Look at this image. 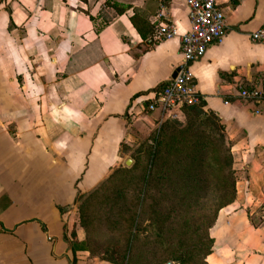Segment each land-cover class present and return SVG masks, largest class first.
Wrapping results in <instances>:
<instances>
[{
	"label": "crops",
	"instance_id": "crops-1",
	"mask_svg": "<svg viewBox=\"0 0 264 264\" xmlns=\"http://www.w3.org/2000/svg\"><path fill=\"white\" fill-rule=\"evenodd\" d=\"M222 5L221 40L190 66L237 175L205 261L264 264V220H251L264 206V99L240 95L264 90V43L249 37L264 0ZM161 6L177 29L167 40L155 38ZM188 28L185 0H0V264H115L95 244V218L81 223L80 198L156 124L146 105L182 63Z\"/></svg>",
	"mask_w": 264,
	"mask_h": 264
},
{
	"label": "trees",
	"instance_id": "trees-1",
	"mask_svg": "<svg viewBox=\"0 0 264 264\" xmlns=\"http://www.w3.org/2000/svg\"><path fill=\"white\" fill-rule=\"evenodd\" d=\"M203 105L201 101L184 106L185 122L166 119L152 137L153 145L143 141L146 164L138 173L133 198L139 207L148 199L146 223L139 226L136 208L124 244L110 246L111 255L104 253L115 264H207L213 245L209 229L219 210L233 202L237 175L224 125ZM136 168L135 164L128 169L135 173ZM118 171L123 169H115L93 192L117 181ZM82 206L80 219L85 224L94 216ZM251 220L253 224L264 220V206Z\"/></svg>",
	"mask_w": 264,
	"mask_h": 264
},
{
	"label": "built area",
	"instance_id": "built-area-1",
	"mask_svg": "<svg viewBox=\"0 0 264 264\" xmlns=\"http://www.w3.org/2000/svg\"><path fill=\"white\" fill-rule=\"evenodd\" d=\"M188 11L189 28L180 35L182 63L178 72L161 89L151 94L146 111L159 113V118L177 119L183 114V107L199 104L201 96L194 90V76L190 70L193 62L202 59L210 45L221 40L225 29L223 0H185ZM161 6L158 14V26L155 32L157 40H167L177 35V29L167 18ZM249 37L254 42L264 43V24L251 32ZM246 100L264 99L263 89L240 91Z\"/></svg>",
	"mask_w": 264,
	"mask_h": 264
},
{
	"label": "rangeland",
	"instance_id": "rangeland-1",
	"mask_svg": "<svg viewBox=\"0 0 264 264\" xmlns=\"http://www.w3.org/2000/svg\"><path fill=\"white\" fill-rule=\"evenodd\" d=\"M185 114H181L175 122H185ZM166 120V119H165ZM161 118L157 119L156 124L152 129H147L146 133L144 130L143 134L138 131L137 137L129 144H122V160L119 169L123 171H118L115 178L117 181L112 183H105L100 190L91 193L90 195H84L80 198V205L93 213V227L95 228L94 240L95 244L102 249V251L107 249L108 255H111L110 246H121L124 244V239L126 230L132 227L134 222L136 208L139 206L133 198L134 193H137L138 184H136L138 179V173L141 172L142 167L146 164L145 152L143 149V141L147 139L148 144H154L152 137L157 133L161 124L165 121ZM131 160L130 164H126V160ZM136 164V172L133 173L129 171L132 165ZM143 172V171H142ZM141 172V173H142ZM127 180L129 182H127ZM133 198V199H132ZM148 203V199L145 203L138 208V223L139 226H143L146 221L144 218L147 216V211L145 206ZM137 205V206H136ZM134 206V208H133ZM132 213V215H130ZM114 215L116 219H111V215ZM122 224L119 223L122 220ZM105 256H107L105 254ZM166 264V263H165ZM172 264V263H171Z\"/></svg>",
	"mask_w": 264,
	"mask_h": 264
},
{
	"label": "water",
	"instance_id": "water-1",
	"mask_svg": "<svg viewBox=\"0 0 264 264\" xmlns=\"http://www.w3.org/2000/svg\"><path fill=\"white\" fill-rule=\"evenodd\" d=\"M178 69L179 68H176L175 70H174V72L172 73V78L176 75V73L178 72ZM130 162H131V160H126V164H130ZM166 264H171V262H167Z\"/></svg>",
	"mask_w": 264,
	"mask_h": 264
}]
</instances>
